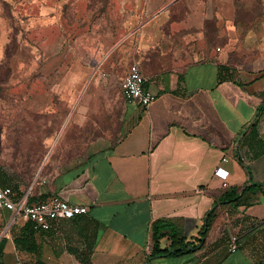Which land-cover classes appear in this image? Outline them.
I'll use <instances>...</instances> for the list:
<instances>
[{
	"label": "crops",
	"instance_id": "0c3cea01",
	"mask_svg": "<svg viewBox=\"0 0 264 264\" xmlns=\"http://www.w3.org/2000/svg\"><path fill=\"white\" fill-rule=\"evenodd\" d=\"M143 27L137 64L158 96L150 107L124 101L120 132L49 174L41 168L35 182L0 160V185L15 200L88 207L47 231L11 224L14 212L0 208V264L264 263V71L180 54L166 32ZM158 220L167 224L160 248L177 252L152 255Z\"/></svg>",
	"mask_w": 264,
	"mask_h": 264
},
{
	"label": "rangeland",
	"instance_id": "374dc122",
	"mask_svg": "<svg viewBox=\"0 0 264 264\" xmlns=\"http://www.w3.org/2000/svg\"><path fill=\"white\" fill-rule=\"evenodd\" d=\"M144 24L180 54L264 71V0H0V160L35 182L120 132Z\"/></svg>",
	"mask_w": 264,
	"mask_h": 264
},
{
	"label": "built area",
	"instance_id": "2783aa9c",
	"mask_svg": "<svg viewBox=\"0 0 264 264\" xmlns=\"http://www.w3.org/2000/svg\"><path fill=\"white\" fill-rule=\"evenodd\" d=\"M146 81L140 66L137 63L130 64L120 83L121 93L127 104H138L147 108L157 99V94L150 88H146ZM223 161H227V158L224 157ZM214 174L223 180V186H227L228 170L220 165L215 169ZM14 195L15 192L11 187L0 185V208L13 211L15 221L31 222L35 230H50L53 228L55 220L72 219L88 212L87 206L64 202L59 196H52L45 201L30 204L23 198L15 200ZM238 248V238L232 236L230 251L236 252ZM148 263L144 262L143 264Z\"/></svg>",
	"mask_w": 264,
	"mask_h": 264
},
{
	"label": "trees",
	"instance_id": "16d2710c",
	"mask_svg": "<svg viewBox=\"0 0 264 264\" xmlns=\"http://www.w3.org/2000/svg\"><path fill=\"white\" fill-rule=\"evenodd\" d=\"M231 197H238V194L236 195L235 193H232L231 195H229ZM26 225H29L32 230H35L33 228V225L31 222H27ZM167 224L165 220H158L156 222H154V226H153V245H152V255H157V254H171V253H175L177 252V250H174V248L171 249H161L160 248V242L161 239L166 235L167 232H165L164 230L166 229ZM209 228V224L207 225V228H205L206 230H204L202 232V235L206 234V231ZM18 244V243H17Z\"/></svg>",
	"mask_w": 264,
	"mask_h": 264
}]
</instances>
